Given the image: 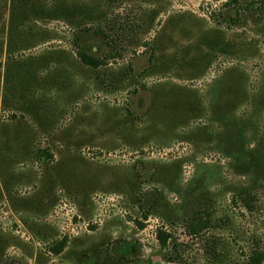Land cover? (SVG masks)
<instances>
[{
	"label": "rangeland",
	"instance_id": "374dc122",
	"mask_svg": "<svg viewBox=\"0 0 264 264\" xmlns=\"http://www.w3.org/2000/svg\"><path fill=\"white\" fill-rule=\"evenodd\" d=\"M203 210L213 225L193 236ZM254 252L264 0H0L2 264H250Z\"/></svg>",
	"mask_w": 264,
	"mask_h": 264
},
{
	"label": "trees",
	"instance_id": "16d2710c",
	"mask_svg": "<svg viewBox=\"0 0 264 264\" xmlns=\"http://www.w3.org/2000/svg\"><path fill=\"white\" fill-rule=\"evenodd\" d=\"M114 2H117L118 0H113ZM96 36L99 37H105V33L102 30L95 32ZM106 38V37H105ZM81 59L84 61L87 65L96 64V61L87 55L82 54ZM256 196L247 193L240 197V201L245 209H247L249 212L255 211V203H256ZM213 225V215L210 210H203L198 211L194 213L187 221V229L189 230L190 234L193 236H199L209 228H211ZM167 240L163 242V248H166L167 246ZM3 261L0 263L2 264ZM167 262L169 264L173 263L174 261L167 257ZM250 264H264V253L263 252H254L253 256L251 257Z\"/></svg>",
	"mask_w": 264,
	"mask_h": 264
}]
</instances>
